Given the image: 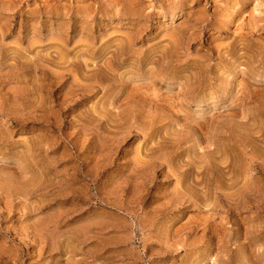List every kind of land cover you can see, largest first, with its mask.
I'll return each mask as SVG.
<instances>
[{"label": "rangeland", "instance_id": "1", "mask_svg": "<svg viewBox=\"0 0 264 264\" xmlns=\"http://www.w3.org/2000/svg\"><path fill=\"white\" fill-rule=\"evenodd\" d=\"M0 264H264V0H0Z\"/></svg>", "mask_w": 264, "mask_h": 264}, {"label": "bare ground", "instance_id": "2", "mask_svg": "<svg viewBox=\"0 0 264 264\" xmlns=\"http://www.w3.org/2000/svg\"><path fill=\"white\" fill-rule=\"evenodd\" d=\"M63 58V57H62Z\"/></svg>", "mask_w": 264, "mask_h": 264}]
</instances>
